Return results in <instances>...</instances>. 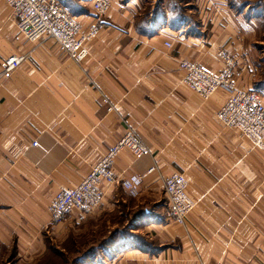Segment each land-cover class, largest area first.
Here are the masks:
<instances>
[{
  "label": "crops",
  "instance_id": "1",
  "mask_svg": "<svg viewBox=\"0 0 264 264\" xmlns=\"http://www.w3.org/2000/svg\"><path fill=\"white\" fill-rule=\"evenodd\" d=\"M59 1L86 30L91 0ZM110 1L76 61L51 38L30 42L0 0V61L24 55L0 78V254L36 264L62 250L75 219L51 221L48 204L134 128L149 152L135 159L123 148L113 170L142 174L138 195L103 182L100 206L75 221L85 232L122 234L72 264H264V148L218 120L226 90L204 100L179 68L188 59L217 70L224 47L237 56L236 86L264 91L260 15L228 0ZM172 172L185 177L194 201L185 224L167 212L163 179Z\"/></svg>",
  "mask_w": 264,
  "mask_h": 264
},
{
  "label": "built area",
  "instance_id": "2",
  "mask_svg": "<svg viewBox=\"0 0 264 264\" xmlns=\"http://www.w3.org/2000/svg\"><path fill=\"white\" fill-rule=\"evenodd\" d=\"M4 1L17 17V29L30 42L51 38L58 50L76 61L86 55L84 43L97 34L102 16L111 5L110 0H91L93 20L86 30H82L80 23L59 0ZM165 44L170 46V42ZM216 55L221 61V67L217 70L181 59V81L204 100L218 88L226 90L227 98L217 111L218 120L223 126L236 130L241 138L249 142L251 148H264V95L253 88L243 89L236 86L233 70L237 56L234 52L219 47ZM23 58V54L3 58L0 61V78L8 75ZM36 144L37 140L31 142V145ZM123 148H128L135 159L149 152L136 130L127 128L76 186L57 190L47 207L51 221H59L69 216L77 222L84 220L100 206L104 196L103 182L120 185L129 196L138 195L143 181L142 174L133 172L120 177L113 170L114 157ZM154 169L151 166L148 171ZM186 186V179L179 172H172L163 179L167 212L171 220L179 224H185L187 215L194 207V201L187 194Z\"/></svg>",
  "mask_w": 264,
  "mask_h": 264
},
{
  "label": "rangeland",
  "instance_id": "3",
  "mask_svg": "<svg viewBox=\"0 0 264 264\" xmlns=\"http://www.w3.org/2000/svg\"><path fill=\"white\" fill-rule=\"evenodd\" d=\"M228 1H231V0H228ZM244 1L249 3L247 6H249L250 9L252 8L251 13H250V9H249L248 13L253 14V15H255V14L260 15L259 20L261 23L259 24V27H260L261 31L264 30V0H237V3L240 2V4H243L242 2H244ZM261 25L263 27L262 29H261ZM260 37L263 39V41H261L260 45H261V52H263V54H264V32L260 34ZM136 196H134V197H136ZM79 223H82V222H79ZM78 225L79 224H77V222H75L73 220L72 225L69 226V229L67 231V238L65 240V243H67V246H68V252L66 255L67 259H68V263H66V264H72L73 260L75 259L76 255H77V253L75 252L76 248H78L80 245L84 246L87 243L90 244L92 242V241H89V240H91V237H94L95 238L94 240H96L95 242L98 243L99 241H101L99 238L100 237L102 238V236L104 235V233H103L104 230H102V229H96L95 228V231L94 230H88L87 232H85V231L81 230L80 229L81 227ZM138 236L146 238V236L141 235V234ZM62 240L63 239L61 238L60 242H62ZM135 240H137V239H135ZM57 242H58V240L56 239V241L52 244L57 245L58 244ZM41 257L44 258L43 254H41L39 258H41ZM46 259L48 260V262L52 263L53 262V255H49ZM10 261H12V260L6 259L5 254H3V255L0 254V264H10Z\"/></svg>",
  "mask_w": 264,
  "mask_h": 264
},
{
  "label": "trees",
  "instance_id": "4",
  "mask_svg": "<svg viewBox=\"0 0 264 264\" xmlns=\"http://www.w3.org/2000/svg\"><path fill=\"white\" fill-rule=\"evenodd\" d=\"M230 2L234 5H237L238 7H243V6H246L249 4L246 1L242 2L243 4H240V2L237 3V0H231ZM69 13L71 14V12H69ZM254 89L256 91L260 92L262 95H264V91L261 88L256 87ZM103 233H105V232L103 231ZM121 234H122L121 231H120V233L117 231H113V233H110L107 236L103 235L102 238L100 237L99 239L101 241H99L98 243L95 242L96 240H94L95 239L94 237H91V240H89V241H92V242L90 244L87 243L84 246L80 245L78 248H76L75 252L77 253V255H76V257L72 263L82 262L85 260H91L93 255L99 253L98 251L100 248H102V246L112 244V241L113 242L116 241L117 237H119L118 235H121ZM120 237L122 238V236H120ZM66 238H67V236L62 240V242H60L61 247H63L62 250L51 248L48 252L43 254L44 258L41 257L36 264H66V263H68V259L66 256L67 252H68V246H67V243H65ZM126 238H123V239H126ZM138 239L144 240L143 237H139ZM120 240H122V239H120ZM49 255H53V262L52 263L48 262V260L46 259ZM13 259L14 258H11V260H13Z\"/></svg>",
  "mask_w": 264,
  "mask_h": 264
}]
</instances>
